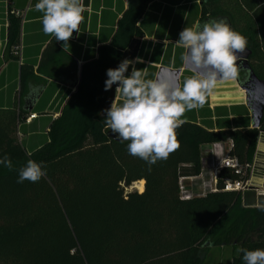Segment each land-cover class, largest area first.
Here are the masks:
<instances>
[{
	"label": "trees",
	"instance_id": "trees-1",
	"mask_svg": "<svg viewBox=\"0 0 264 264\" xmlns=\"http://www.w3.org/2000/svg\"><path fill=\"white\" fill-rule=\"evenodd\" d=\"M154 1L128 0L112 41L82 66L76 93L39 146L27 149L19 138L20 108H0V158L13 165L0 164V264H204L216 247H231L233 264H244L241 249H264V206H246L242 190L225 191L228 182L251 179L264 116L259 128L246 122L235 130L222 118L217 131L211 120L184 114L179 147L151 166L105 127L117 86L105 91L107 70L135 59L139 22ZM213 19L246 38L249 64L264 81V0H202L200 25ZM20 33L21 21L12 19L8 52ZM30 69L22 67V83ZM228 142L237 168L220 170L217 191L183 200L180 181L202 174V148ZM29 159L46 174L18 183ZM140 181L142 193L127 192Z\"/></svg>",
	"mask_w": 264,
	"mask_h": 264
},
{
	"label": "crops",
	"instance_id": "crops-1",
	"mask_svg": "<svg viewBox=\"0 0 264 264\" xmlns=\"http://www.w3.org/2000/svg\"><path fill=\"white\" fill-rule=\"evenodd\" d=\"M11 1V9L20 13L21 49L20 56L12 55L13 48L11 53L7 50L8 22L5 4L0 0V108L22 110L20 127L24 132L20 133V140L29 149L39 146L42 137L46 138L51 123L60 117L68 99L76 93L82 66L98 57L101 45L112 41L129 3L128 0H83L85 11L79 32H73L69 47L64 48L63 41H56L54 36L43 32V13L34 7L38 0ZM201 13L202 0H156L149 4L139 22L143 36L137 39L135 57L144 61L136 63L135 67L146 68V79H156L162 67L181 71L180 85L194 74L184 69L182 55L186 50L176 41L184 28L200 25ZM25 65L31 69L22 83L21 71ZM131 69L130 65L126 76L131 74ZM116 87L111 91L113 99L108 97L110 107L113 101L122 102ZM185 114L196 115L199 122L211 120L215 130L220 128L222 118H228L223 127L233 130L252 122L245 105V93L236 79L218 83L202 108ZM230 144L228 142L229 147ZM201 179V176L185 179L184 184ZM187 188L195 193L192 187Z\"/></svg>",
	"mask_w": 264,
	"mask_h": 264
},
{
	"label": "clouds",
	"instance_id": "clouds-1",
	"mask_svg": "<svg viewBox=\"0 0 264 264\" xmlns=\"http://www.w3.org/2000/svg\"><path fill=\"white\" fill-rule=\"evenodd\" d=\"M34 7L43 13V32L54 36L56 41H63L64 48L69 47L68 41L73 32H79L84 19L82 0H38ZM176 43L186 50L182 55L184 63L196 69L182 85L171 78L146 79V68L135 67L136 63L144 62L139 57L135 61L125 59L117 68L107 70L105 91L116 84V93L122 102L113 101L110 109L105 110V127L122 142L129 141V154L149 166L167 159L179 147L176 129L185 123L184 114L202 108L218 83L238 77L237 61L244 57L237 53H244L248 42L226 21L213 19L202 26L184 28ZM130 65L131 74L126 76ZM0 164L7 168L13 166L8 156L0 158ZM45 174L41 163L29 159L20 169L17 182L36 183ZM241 251L244 264H264V249Z\"/></svg>",
	"mask_w": 264,
	"mask_h": 264
},
{
	"label": "rangeland",
	"instance_id": "rangeland-1",
	"mask_svg": "<svg viewBox=\"0 0 264 264\" xmlns=\"http://www.w3.org/2000/svg\"><path fill=\"white\" fill-rule=\"evenodd\" d=\"M5 4V12L8 22V29L9 25L11 24L12 19H19L20 13L11 9V0H3ZM20 20V19H19ZM7 44H9V39L7 41ZM8 47V46H7ZM21 49V48H20ZM19 47H15L12 50L13 55L18 56L20 52ZM113 99V95H109V100ZM19 138L22 139V136L19 135ZM229 145L224 144L225 151L228 149ZM211 149L212 145H206L202 148V155L206 159L211 156ZM202 180L197 181L193 184L185 183L184 187L188 189L187 187H192L194 189L193 195H199L202 193ZM190 184V185H189ZM246 188L243 191L244 195V204L246 206H264V134H261V139L258 142L256 151H255V157H254V163L252 167V175L251 179L248 181ZM144 188H145V182H144ZM127 192H140L138 188H135V185H133L131 188L127 189ZM234 250L231 247L228 248H212L210 249L205 257H204V264H233V257H234Z\"/></svg>",
	"mask_w": 264,
	"mask_h": 264
},
{
	"label": "water",
	"instance_id": "water-1",
	"mask_svg": "<svg viewBox=\"0 0 264 264\" xmlns=\"http://www.w3.org/2000/svg\"><path fill=\"white\" fill-rule=\"evenodd\" d=\"M229 26L231 27L230 24ZM250 54L251 53L247 48L245 49L244 53H237L238 56H242L244 57V59L237 61L240 67H239L238 77L236 78V82L239 88L245 93V105L246 108L249 110L252 119L250 127L259 128L261 124V120L264 116V81L260 80L253 72L249 64ZM184 69L189 70L192 73L196 71L193 65L186 63L184 65ZM242 73H245V77L243 79H241ZM180 74L181 71L179 70L178 71L171 70L169 68L162 67L158 70L156 78H171L175 80L178 84H180L179 81ZM112 136L116 137L115 135Z\"/></svg>",
	"mask_w": 264,
	"mask_h": 264
},
{
	"label": "built area",
	"instance_id": "built-area-1",
	"mask_svg": "<svg viewBox=\"0 0 264 264\" xmlns=\"http://www.w3.org/2000/svg\"><path fill=\"white\" fill-rule=\"evenodd\" d=\"M17 55L20 56V52ZM32 118L33 117H31V119ZM224 144L225 143L213 144L211 149V156H209L208 159L207 158L205 159L204 157L202 158L203 171L200 176L203 182L201 186L202 187L201 194L193 195L188 189L184 187L185 179H189V178L181 179L180 195L183 200H189L195 196H203L209 192L217 191V176L220 170H222L223 168H234V169L237 168L236 160L229 156V149L232 146V143L230 144V147L226 149V151L224 148ZM247 183L244 184L242 182H235V183L228 182L225 185V191L244 190L246 188L245 186L247 185Z\"/></svg>",
	"mask_w": 264,
	"mask_h": 264
},
{
	"label": "bare ground",
	"instance_id": "bare-ground-1",
	"mask_svg": "<svg viewBox=\"0 0 264 264\" xmlns=\"http://www.w3.org/2000/svg\"><path fill=\"white\" fill-rule=\"evenodd\" d=\"M135 188H138L140 190V192L144 191V181H140L134 184Z\"/></svg>",
	"mask_w": 264,
	"mask_h": 264
},
{
	"label": "flooded vegetation",
	"instance_id": "flooded-vegetation-1",
	"mask_svg": "<svg viewBox=\"0 0 264 264\" xmlns=\"http://www.w3.org/2000/svg\"><path fill=\"white\" fill-rule=\"evenodd\" d=\"M245 77V73L241 74V79H243Z\"/></svg>",
	"mask_w": 264,
	"mask_h": 264
}]
</instances>
